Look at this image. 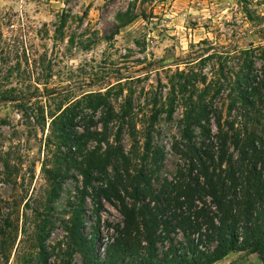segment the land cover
Masks as SVG:
<instances>
[{"label": "trees", "instance_id": "trees-1", "mask_svg": "<svg viewBox=\"0 0 264 264\" xmlns=\"http://www.w3.org/2000/svg\"><path fill=\"white\" fill-rule=\"evenodd\" d=\"M136 18L130 10L119 13L106 40ZM65 21L55 28V39L63 36ZM211 50L193 61L214 60L210 79L175 74L166 102H153L139 167L121 146L123 125L133 117V93L129 90L119 111L109 102L112 92L123 93L121 82L50 115L47 143L55 145L54 163L43 171L49 184L45 199L32 210L37 252L24 264H73L76 257L80 264H215L235 252L256 254L264 264V46ZM178 97L184 110L180 139L171 150L180 164L171 177L161 178L163 154L153 147L151 131L160 115L172 119ZM217 101L226 104L217 107ZM85 110L101 116L94 122L82 115ZM41 121L46 124L43 116ZM112 122L117 127L111 143ZM87 123L100 124L101 130L92 131ZM78 126L80 133L74 130ZM90 142L93 149H87ZM3 167L9 168L7 161ZM69 178L78 186L67 204L68 218L61 220L64 238L46 247L53 204ZM103 202L119 219L101 226ZM9 227L15 243L18 225Z\"/></svg>", "mask_w": 264, "mask_h": 264}, {"label": "rangeland", "instance_id": "rangeland-1", "mask_svg": "<svg viewBox=\"0 0 264 264\" xmlns=\"http://www.w3.org/2000/svg\"><path fill=\"white\" fill-rule=\"evenodd\" d=\"M128 10L137 18L106 40L117 26V15ZM63 17V36L55 39ZM249 45L264 46V0H0V230L4 232L0 264H24L37 252L32 210L43 203L49 189L43 171L54 163L55 145L47 143L51 114L70 101L89 93L104 94L121 82L123 93L112 92L109 102L119 111L129 90L133 93V117L123 125L121 146L139 167L152 104L166 102L175 74L210 79L214 60L193 62L198 56L211 49L243 50ZM195 85L202 88L200 83ZM225 104L216 103L217 107ZM183 110L178 97L172 119L160 115L151 131L153 147L163 154L161 178L171 177L180 164L171 144L180 139ZM82 115L96 122L101 113L85 110ZM88 126L101 130L100 124ZM109 127L112 143L117 123ZM74 130L82 132L79 126ZM94 146L90 142L87 149ZM70 175L81 180L76 171ZM75 186L78 183L71 178L62 184L46 247L64 238L61 220L68 218L67 204ZM86 205L89 226V200ZM103 205L101 226L106 220L117 221L115 208ZM9 222L18 225L15 243ZM73 264H80L78 257ZM215 264L261 262L256 254L235 252Z\"/></svg>", "mask_w": 264, "mask_h": 264}]
</instances>
